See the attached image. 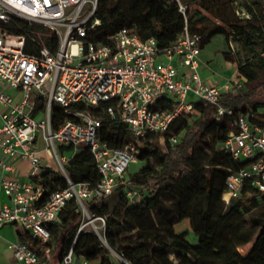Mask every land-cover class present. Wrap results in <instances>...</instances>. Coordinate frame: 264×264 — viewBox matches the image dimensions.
<instances>
[{
	"label": "built area",
	"instance_id": "obj_1",
	"mask_svg": "<svg viewBox=\"0 0 264 264\" xmlns=\"http://www.w3.org/2000/svg\"><path fill=\"white\" fill-rule=\"evenodd\" d=\"M98 3L0 0V192L10 198L0 209V222L18 224L45 244L51 239V225L75 199L80 214H87L92 223L101 219L105 228V218L91 213L90 202L110 198L120 189L129 202H140L141 192L132 187L127 176L131 164L138 161V143L159 135L165 149L175 146L178 136L168 133L177 119L196 117L197 101L215 105L216 119L228 118L233 127L222 150L238 168L231 169L227 177L223 200L229 204L241 198L248 186L256 188L264 199V125L222 104L223 94L240 92L243 82L228 80L221 85L206 81L200 72L202 36L189 29L164 48L155 37L143 38L126 26L106 39H95L93 31L101 25ZM14 16L48 28L57 42L13 32L10 24ZM29 40L37 46V53L27 52ZM229 46L231 54L237 55L238 43L230 39ZM166 97L175 99L172 108L161 107ZM42 98L47 100L46 108L34 116ZM108 101H117L108 108L110 121L126 124L133 134L123 146H113L99 136L109 120L76 108L81 103L95 107ZM54 102L76 119L55 129ZM40 138L50 156L57 157L68 180V186L51 192L43 204L39 202L44 188L34 180L43 171ZM60 146L71 147L74 153L88 148L95 157L99 181L74 183L65 168L70 157L60 153ZM16 158L30 163L25 180L18 177L12 162ZM84 227H79L76 240ZM99 231L93 232L102 237ZM12 249L17 264L39 263L38 254L26 242L20 240ZM75 256L72 248L62 264H71Z\"/></svg>",
	"mask_w": 264,
	"mask_h": 264
},
{
	"label": "trees",
	"instance_id": "obj_2",
	"mask_svg": "<svg viewBox=\"0 0 264 264\" xmlns=\"http://www.w3.org/2000/svg\"><path fill=\"white\" fill-rule=\"evenodd\" d=\"M98 17L101 25L93 31L97 40L106 39L125 26L136 29L143 38L155 37L162 48L173 44L186 29L202 36V50L218 35L225 36L228 42L232 39L241 47L238 57L230 52L224 55L237 61V78L244 86L238 93H224L222 104L249 114L252 122L264 125L259 112L264 109V0H99ZM10 28L18 34L32 33L47 43L57 42L48 28L31 25L17 16ZM26 49L32 54L38 52L30 40ZM242 52L247 54L246 58L241 56ZM174 103V98L166 97L161 107L172 108ZM46 105V99L39 100L33 115L40 116ZM116 105L117 101L95 107L81 103L76 108L109 120L101 127L99 136L113 146H123L132 140L133 134L126 124L110 121L108 108ZM195 108V118H179L172 125L168 136H178L175 146L165 149L159 135H150L145 143H138L137 157L142 167L128 170L127 176L132 187L141 192L140 202H129L122 189L117 192L119 203L113 211L110 198L90 202L91 213L106 220L104 239L95 232L84 231L76 240L80 211L75 199L67 204L60 220L51 225L49 242L41 244L22 228L20 240L38 254V264H52L57 250L61 264L72 248L76 256L95 264H264L263 197L256 188L248 186L243 196L229 206L223 200L227 177L231 169L238 168L222 150L233 130L230 120H217V107L213 104L197 101ZM70 119L76 117L54 102L53 127L58 129ZM67 152H72V148L60 146L61 154ZM65 168L74 183H97L100 179L95 157L86 147L70 157ZM34 180L44 188L39 204L46 202L51 192L68 186L65 174L50 168ZM165 195L173 197L170 204L164 201ZM256 210L251 221L261 230L249 252H229L222 244L218 253L213 248L215 237L230 238L225 225L236 221L232 229L237 230L244 224L241 217ZM185 221L189 228L179 231L177 225ZM191 235L197 240L194 245L189 243ZM111 250L122 259L114 260Z\"/></svg>",
	"mask_w": 264,
	"mask_h": 264
},
{
	"label": "rangeland",
	"instance_id": "obj_3",
	"mask_svg": "<svg viewBox=\"0 0 264 264\" xmlns=\"http://www.w3.org/2000/svg\"><path fill=\"white\" fill-rule=\"evenodd\" d=\"M235 15L237 16L238 14L235 13ZM212 19H215V17L213 15H210ZM239 46V44H238ZM241 49V47L239 46V50ZM230 51V47H229V43L228 40L226 39L225 36L223 35H218L216 36L212 42L207 45L201 55L202 57H205L207 60L205 61V65H207L209 68H211L212 70H214L215 72H219L221 74H227L229 75V73L235 71V69L237 68V64H235L234 62H226V59L224 57V52H229ZM241 56L243 58L247 57V54L245 52H242ZM238 57V55L236 56ZM236 57L235 60H238ZM238 79V78H237ZM262 97V96H260ZM252 110V109H251ZM39 146L40 147H45V143L42 141V139H39L38 141ZM53 151V150H52ZM52 166L54 167L55 170H60L61 166L60 163L57 159L56 156H54L52 154V160H50ZM140 167H142V162L137 161L135 163H132L129 171H136L138 170ZM187 170V168H184V171ZM209 169H207L206 172H208ZM95 173V170H92L91 172V176H93V174ZM173 200V197H171V195H165L164 196V201L167 204H170L171 201ZM233 201V200H232ZM231 201V202H232ZM109 203H110V208L113 211L115 209V207L117 206V204L119 203V195L118 193L114 194L112 197H110L109 199ZM231 204V203H229ZM229 204L226 203V207L229 206ZM256 211H253L250 214H246L243 217H241V221L244 222V224L242 226H240L237 230H233V224L236 223V221H231L228 222L225 225V229L227 232H229V236L230 238H222L220 236L215 237L214 241H213V248L218 249V253L219 250L221 249V245L225 244L227 247V250L229 252H232L234 250H238L240 253H242L243 255H246L249 250L251 249L255 239L257 238L261 227L260 226H255L252 221H251V217L253 215H255ZM78 225L79 227L81 225H85L84 230L85 231H95V226L93 225V223L91 222V218L87 215V214H80L79 218H78ZM95 223L98 227H100V231L102 234V238L104 239V222L101 219L96 218ZM177 228L179 231L181 230H185L189 228V223L188 221H185L179 225H177ZM136 232V231H135ZM189 243L191 245L196 244L197 240L195 239V237L193 235H191L189 237ZM210 250V248H209ZM111 256L114 260H119L122 259V257L115 251L111 250ZM224 253V252H223ZM211 254V252H210ZM223 256L225 257L226 254H223ZM52 259H59V251L58 253L56 252V254L52 257Z\"/></svg>",
	"mask_w": 264,
	"mask_h": 264
},
{
	"label": "crops",
	"instance_id": "obj_4",
	"mask_svg": "<svg viewBox=\"0 0 264 264\" xmlns=\"http://www.w3.org/2000/svg\"><path fill=\"white\" fill-rule=\"evenodd\" d=\"M203 51L204 50H202L201 55H202ZM229 52L231 53V51H229ZM231 55L236 56L233 54H231ZM224 57H225V55H224ZM200 58H201V56H200ZM225 59H226V57H225ZM206 60L207 59L205 57L201 58V67H200V72L202 74V77L206 81H208L210 83L221 84V85L227 83L228 80L238 81L237 77L239 74V69H238L237 61L226 59V62L232 61L235 64H237L236 65L237 68L235 69V71L229 73V75H228V73L227 74H225V73L221 74V73L215 72L214 70L209 68L207 65H205ZM260 114L262 115L261 120H263V122H264V109H261ZM40 139H42V138H40ZM42 141L45 143V141L43 139H42ZM38 146H39V143H38ZM39 149H40V156H41V160H42L43 171L46 168H50L52 170H55L54 167L52 166L51 162H50V160H52V156H50V153L46 150V143H45V147L42 148L39 146ZM65 154H67L69 157H72L75 153L74 152H67ZM12 162L17 167L18 177L21 180L27 179V177L29 175V170H30L29 161L28 160H22L20 158H16V159L12 160ZM55 171H61V169L55 170ZM8 202H10V198L6 194H4L3 192H0V209L4 203H8ZM21 229H22V227L18 224H9V223L6 224V223L0 222V264H17V261H16L15 256H14V252L12 249V245L15 244L16 242L20 241L19 232L21 231ZM58 251L59 250H57V253H58ZM58 261H60V260L59 259L58 260L52 259V264H59ZM71 264H95V263L88 262L83 257L75 256L74 260Z\"/></svg>",
	"mask_w": 264,
	"mask_h": 264
},
{
	"label": "bare ground",
	"instance_id": "obj_5",
	"mask_svg": "<svg viewBox=\"0 0 264 264\" xmlns=\"http://www.w3.org/2000/svg\"><path fill=\"white\" fill-rule=\"evenodd\" d=\"M228 198V195L226 196ZM93 225L95 226V228L99 231L98 227L96 226L95 223H93ZM101 230V229H100ZM100 232V231H99Z\"/></svg>",
	"mask_w": 264,
	"mask_h": 264
},
{
	"label": "water",
	"instance_id": "obj_6",
	"mask_svg": "<svg viewBox=\"0 0 264 264\" xmlns=\"http://www.w3.org/2000/svg\"><path fill=\"white\" fill-rule=\"evenodd\" d=\"M102 238V237H101Z\"/></svg>",
	"mask_w": 264,
	"mask_h": 264
}]
</instances>
